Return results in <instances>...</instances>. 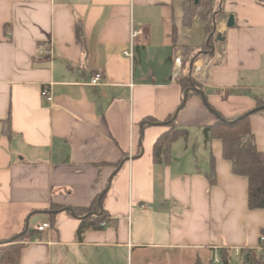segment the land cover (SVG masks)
Returning a JSON list of instances; mask_svg holds the SVG:
<instances>
[{"label": "crops", "instance_id": "0c3cea01", "mask_svg": "<svg viewBox=\"0 0 264 264\" xmlns=\"http://www.w3.org/2000/svg\"><path fill=\"white\" fill-rule=\"evenodd\" d=\"M183 2L0 0V249L25 233L13 264H196L234 249L241 262L259 263L264 210H249L248 182L232 174L222 142L204 140L217 115L199 93L178 111L185 93L174 60L180 47L207 38L204 26L192 34L198 19L184 26ZM217 3L214 56L198 59L202 69L192 77L208 104L232 120L264 100V0ZM132 27L141 30L133 61L124 55ZM50 45L53 57L40 53ZM97 72L102 85L94 87ZM46 87L51 103L41 96ZM177 111L188 138L155 165L154 143L169 126L145 119L163 122ZM8 118L11 137L2 132ZM250 124L264 154V111ZM103 192L106 227L78 241L83 217L72 210L90 208ZM43 224L50 228L40 232Z\"/></svg>", "mask_w": 264, "mask_h": 264}, {"label": "trees", "instance_id": "16d2710c", "mask_svg": "<svg viewBox=\"0 0 264 264\" xmlns=\"http://www.w3.org/2000/svg\"><path fill=\"white\" fill-rule=\"evenodd\" d=\"M216 0H184L183 2V24L187 28H191L195 20H200L206 23L207 38L205 42L197 48L182 46L183 60L181 70L183 75L180 77L178 83L182 89L183 94L187 92V99L194 94L192 89L202 90L200 84L196 82L192 77L194 66L198 59L210 58L214 56L215 42L218 40L216 37L217 18L212 15L214 11ZM75 34L77 42L81 45L82 50L86 53V41L83 34L82 22L77 21L75 26ZM173 47L176 48L177 36L176 28L172 27L171 34ZM186 101L182 100L179 110H181ZM204 103L206 106L216 115H219L212 106L207 102L204 95ZM264 107V100H257V108ZM178 111L169 116L163 122H159L154 118H146L145 122L149 125H164L169 126V129L161 134L153 146V161L155 165H161L163 157L168 154L170 148L174 142L183 138H188V131L186 129L179 128L176 123V115ZM264 111V109H263ZM254 114V111L248 112L238 118L227 120L219 115L216 123L206 126L203 129L204 140L209 143L212 140H219L223 145V158L230 162L232 174L241 178H244L248 182V208L250 211L264 210V154L261 153L256 145V139L252 133L250 117ZM2 132L8 136H12L11 121L10 118L3 123ZM209 180L210 187L216 185V173L215 164L212 160V167L210 172L206 175ZM106 193L103 192L99 195L91 207L88 209L74 208L76 216L83 217L79 221V227L77 229V240L82 241L85 233L89 230H99L101 223H108L109 215L104 209L103 200ZM57 210L62 209L60 207ZM53 223V222H52ZM54 225V223L52 224ZM24 234H20L16 237L11 246L8 248L0 249V261L4 264L17 263L20 259V252L22 245L17 244L23 241ZM261 237H264V228L261 230ZM219 257L223 264H233L227 250H222ZM253 261L248 256L243 262ZM212 261L205 262L203 264H213ZM196 264H202L198 261Z\"/></svg>", "mask_w": 264, "mask_h": 264}, {"label": "built area", "instance_id": "2783aa9c", "mask_svg": "<svg viewBox=\"0 0 264 264\" xmlns=\"http://www.w3.org/2000/svg\"><path fill=\"white\" fill-rule=\"evenodd\" d=\"M140 33H141V30H135L132 27V30H131V44L129 46V49L124 53V55L126 57H128L132 61L134 59V47H135L134 46V39ZM40 53L41 54H47V55L53 57V55H54V47H53V45H50L49 49L42 50ZM174 65L176 67H178V68L181 67V65H182L181 56H177L175 58ZM201 69H202V67L195 65L194 66V70H193V74H199L201 72ZM102 79H103L102 73L97 72V73H95L92 76L90 85L94 86V87L101 86L102 85ZM41 96H42V98H44L46 101H48L50 103L53 102V100H54V97H53V94H52V92L50 90V87L43 88L42 91H41ZM141 208H144V206L142 205ZM106 225L107 224L104 222V223H101L100 226L101 227H106ZM49 228H50L49 224H43L39 228V231L42 232V231L47 230ZM248 252H252V250H249ZM254 253L256 254L255 257H254V260H256L259 263H264V237L260 238V245L254 250ZM241 254H242V250L241 249H234L233 252H229L230 257L232 259H235V260H239L241 258V256H242ZM213 262H214V264H223L219 256H216L213 259Z\"/></svg>", "mask_w": 264, "mask_h": 264}, {"label": "rangeland", "instance_id": "374dc122", "mask_svg": "<svg viewBox=\"0 0 264 264\" xmlns=\"http://www.w3.org/2000/svg\"><path fill=\"white\" fill-rule=\"evenodd\" d=\"M218 2V0H216V3H215V7H214V11H213V13H212V15H214V17H216L217 18V21H218V18L222 15V9H221V6L217 3ZM193 26V25H192ZM204 26V29H205V31H206V23H204L203 21H200L199 20V22H197V25H196V27H195V29H193V33L192 34H194L195 35V33H196V31H199V33H200V28L201 27H203ZM176 45H177V43H176ZM177 47V46H176ZM181 50V49H180ZM181 58H182V60H183V54H182V50H181ZM202 58V57H201ZM193 74V73H192ZM193 79H195L196 80V82L198 83V84H200V82L197 80V78H193ZM240 260V259H239ZM239 260H235V259H232V262H233V264H243V262H241V260L239 261ZM202 262V264L203 263H205V262H207V261H201ZM257 262V261H256ZM211 263H213L214 264V262L212 261ZM246 264H259V263H246Z\"/></svg>", "mask_w": 264, "mask_h": 264}, {"label": "water", "instance_id": "95a60500", "mask_svg": "<svg viewBox=\"0 0 264 264\" xmlns=\"http://www.w3.org/2000/svg\"><path fill=\"white\" fill-rule=\"evenodd\" d=\"M228 27L230 28V27H233L234 26V17L231 15L230 17H229V20H228ZM192 91H194V92H196V93H199L202 97H203V99H204V94H203V92L202 91H199V90H197V89H192ZM186 99H187V92L185 93V95H184V100L186 101ZM209 109V108H208ZM264 109V107H262V108H257V109H255L254 110V112L255 111H260V110H263ZM210 110V109H209ZM211 111V110H210ZM212 112V111H211ZM217 118H219V115H217Z\"/></svg>", "mask_w": 264, "mask_h": 264}]
</instances>
